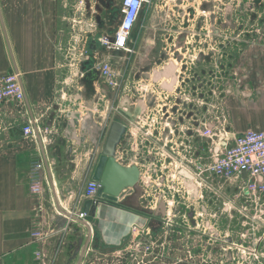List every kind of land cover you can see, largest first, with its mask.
<instances>
[{
    "label": "crops",
    "instance_id": "0c3cea01",
    "mask_svg": "<svg viewBox=\"0 0 264 264\" xmlns=\"http://www.w3.org/2000/svg\"><path fill=\"white\" fill-rule=\"evenodd\" d=\"M71 1L0 0V10L6 33L5 35L0 23V76L17 71L25 91V103L4 102L0 104V264H39L35 259L36 242L32 238L34 229L39 224L36 201L30 187V174L35 165L45 162V160L48 162L49 169L45 168V171L47 170L45 174H48V179L53 181L56 195L62 204H64L65 197L68 198V204L71 199L78 198L84 187L80 188L76 180L78 182L87 179L93 171V167L89 168V165L84 162L76 165L78 170L69 173V164L67 165L65 160L71 149L74 151L78 148L73 133L70 135L72 131L68 124L70 122H67L65 118L68 113L67 110L65 111L64 96L66 95L60 91L62 87L58 86L61 78L58 76L56 51L62 43L61 33L72 24L70 22L73 18L70 14ZM81 1L84 3L82 14L81 16L80 13L77 14L76 19L85 24L88 23L86 27H94L96 32L98 29L101 30L102 35H98V39L104 36H113L109 34L111 29L110 12L112 13L115 9L117 0L115 2L114 0L113 2L110 0ZM119 2L121 6V0ZM77 7L78 5L76 9ZM150 21L149 5H145L139 22L134 28L136 37L143 40ZM108 57L110 58V56ZM258 77L260 76L258 75ZM167 82L169 81L163 79L160 83ZM78 97L77 107L81 116L84 117L85 111H88L94 118L90 119L92 118L90 117L80 121L84 122L80 128L76 124L78 127L75 128V135L78 139H85L84 143L92 148L89 143V141L91 142V132L95 128L101 127L102 118H105L108 113L106 110L109 108L107 107L98 118L99 103L94 102L88 105L84 102L85 95ZM126 97L128 96L121 91L119 95H116L117 103L111 109L112 114L117 116L124 125L131 118L132 120L137 119L145 114L149 107L144 98H132L129 102L130 99ZM232 102L228 106L229 112L233 116L229 125L239 127V129H235V132L229 131L231 135H234V138L245 133L249 128L264 130V110L260 112L259 109L257 114L252 116L250 108H243L240 105L236 107L237 102L234 99ZM33 121L40 129L48 128L50 124L51 128L56 129L52 135L46 138L47 142L43 143L44 152L41 151L37 141L27 139L22 135L23 127ZM212 127L213 125H211ZM223 129H225L224 126ZM218 130L219 127H216L215 131ZM172 142L175 151L172 154L173 159L169 161L174 164L180 159L188 161L186 154L183 155L179 149L176 150L175 137ZM124 147L120 146L116 150L118 157H124ZM156 148L158 149L159 146L157 145ZM198 150L200 157L206 159V151H202L201 148ZM100 151L99 148L95 158L98 157ZM62 173L67 179L62 176ZM205 177L208 178L207 176L200 178L202 183H206ZM243 178L246 176L243 175ZM239 186L238 183L226 185L219 180L214 182L213 193L217 194V198L213 203L223 207L221 208L222 213L226 220L229 219L227 220L228 230L234 229L238 225L240 232H228L227 230L226 241L213 237V245H215L213 246V256L224 258L225 264H264V196L260 201L249 204V201L241 196ZM125 190L127 191L122 194ZM123 191L119 195V204L108 206L93 223V237L97 233L95 231H98L97 237L100 241L97 242L92 237L88 253L82 264H102L98 261V256L113 250V246L120 245L121 237L131 229L134 223L141 222L144 215L153 216L152 213L143 210L142 206L147 201L143 199H139V207L123 209L125 207L122 205L128 202L135 190L125 188ZM50 198L49 195L47 200ZM75 203L74 201L71 205L76 206L77 210H82L83 205H74ZM228 205L233 207L232 210H229ZM235 218L236 222L233 221ZM49 227L54 233L47 247L48 260L53 264H77L75 257L80 254L86 240L85 227L80 223L67 222L62 218L51 223L47 229ZM241 234H245L247 237L243 239ZM237 244L246 247L255 245L256 251L252 254L249 253L240 261L236 260L238 254L235 247ZM226 247L230 248L231 252L224 253L223 249Z\"/></svg>",
    "mask_w": 264,
    "mask_h": 264
},
{
    "label": "rangeland",
    "instance_id": "374dc122",
    "mask_svg": "<svg viewBox=\"0 0 264 264\" xmlns=\"http://www.w3.org/2000/svg\"><path fill=\"white\" fill-rule=\"evenodd\" d=\"M79 2L82 1H71L70 14H72V19L78 16L76 14L73 15V12L76 11V6ZM110 2H113V0H110ZM119 3V0H117L114 7L115 9L112 13L110 12L111 16L109 15L111 18V29L109 30V34L112 35H114L121 18ZM201 3L203 6L200 14L202 20L201 43L193 44L192 35L189 36V41H191V43L186 45V49L182 51L183 56H181L180 59H177L179 53L174 51V47L168 57H166L163 50L162 41L167 31V22L170 20V17L173 19V16H170L168 11L170 7L169 0H150L149 9L151 12V21L141 41V51L137 61L135 62L134 60L133 62L132 60L131 63L129 62L130 53L112 52L105 49L102 63L109 62L112 68L118 71L116 65L119 63L118 60L122 58V62H128V70L144 71L143 69H146L145 71L148 73L154 71L153 73L157 72L160 74L165 72L167 63L171 61L173 65H177L175 69L179 68L177 77H179L180 82L177 93H185L187 96L186 100H188L185 103H181L184 107L180 106V109H185L186 114L188 111L191 113L193 110L199 115V110L194 106L192 100L198 96H201L205 103H209L213 100V120L216 118L222 124H218V122L215 121L213 126L219 127V130L223 129L224 126V131L226 130L227 134H229V131L231 132L233 130L235 132L236 128L239 129V127H231L229 125L233 120V116L230 114L228 106L233 103V99L238 103H236V107L240 105L243 106V108H250L252 116H255L259 109L260 112L264 110V0H201ZM84 24L85 23L81 21L80 25L77 24L75 27L71 25L68 26L69 28L63 30L61 33L62 43L57 47L56 51L58 76L61 78L58 86L62 87L60 91L66 95L64 96L65 111H72V109H74V106L78 104L75 101V97L81 94V92L78 91L79 88L76 86L77 79L75 77L79 72L80 59L83 58H81V55H86L88 53L87 50L92 39L100 34L102 35L101 30L98 29L96 32L94 27L90 26L88 28L86 27L88 23ZM135 31L136 30L132 33L131 40ZM131 40L129 48H131L132 45ZM194 46L196 52L193 50ZM197 55L200 59V63L197 64V66H193V62H197L195 60ZM108 56H110V58ZM184 57H186V60H183ZM237 58L242 60L241 66L236 62L235 59ZM159 59H162V62H158ZM228 65H231L230 69ZM244 71H246L245 74ZM194 72H196V74ZM258 75L261 78L258 77ZM227 77L228 79H232V87H229L231 84L227 85V82H230V80H227ZM139 78L140 75L138 76V79ZM143 80L146 79L144 78ZM165 81L167 80L165 79ZM135 84L133 85L132 81L126 92L130 96L133 95L132 98L137 99L141 96V92H137L135 88L138 87L141 82L139 83L138 80ZM189 85L192 89L194 85H196V91L190 92L187 87ZM212 85L213 94L210 92ZM158 88L159 85L156 84L155 91L158 92ZM123 90H125L124 87ZM127 99H130V97L128 96ZM146 101L148 106H150L149 100ZM161 101L164 105H170V103L173 102L170 96L166 97L165 95L159 102L161 103ZM205 107L201 109V114L206 113ZM100 115H102L101 112L97 117L99 118ZM191 115H195L194 112H192ZM189 119H191L190 116ZM189 119L187 117V120ZM134 141H137L139 145L142 144V146L138 147L141 153L138 152L137 154L140 158H143V160L146 159L145 149L143 148L146 143H144V141L140 142V135L138 137H133V142ZM201 149L202 151H208L207 146L201 147ZM71 152L72 149L65 159L66 164H69V173L76 171L77 164L86 162L85 158H83L80 153L77 152L74 156H71ZM185 154L188 158V153L186 152ZM197 156H200V154H197ZM206 158H208V155ZM188 160L190 159L188 158ZM153 162H155L154 159ZM167 162L165 165L161 158V163L167 168V170H163V177L164 174H167V171L171 176V172L175 170L174 166H176V164L169 165L170 161ZM157 164L156 162V165ZM120 166L123 167L122 165ZM81 168L80 166V170ZM44 174L45 172L40 173V175L43 176L42 181L44 185H46L47 181ZM205 181L206 183H203V186L200 187L199 185L198 187L194 185L195 188L192 190L183 186L187 189L186 191L190 192L189 194L184 191L180 193L183 189L179 181H170L172 195H165L164 200L163 192L165 188L155 186L149 189L151 197L148 198L145 205L142 206L143 210L150 214L152 213L154 216L152 218L150 217L151 219L148 222L145 220V217L139 222L143 227L147 225L151 229L150 236L144 235L145 238L157 242L158 244H155V246H159L161 243L170 245L175 251L173 253L178 254L175 255L173 262H179L181 260V264H220L213 260V246H215L213 245V235L217 233L220 237L219 239L223 241L222 239L226 238V231L229 226L227 220L229 219H225L221 210L223 207H221L220 204L215 205V203H213L214 199L217 198V194L213 193V181L215 182L216 179H213V177L206 179L205 177ZM76 183L82 188L87 184V181L84 182L83 180H79L77 182L76 180ZM152 201L153 203L151 206L154 208L153 210H151L149 206ZM63 202V207L68 208V198L65 197ZM155 206H157L156 210ZM233 221L236 222L237 219L235 218ZM235 227L234 229L228 230V232L236 231L239 233L240 226L237 225ZM96 232L98 233V231ZM97 233H95L93 239L98 242L100 240L99 237H97ZM179 235L184 237V241H182L183 244L182 242L181 244L178 242ZM147 240L139 238L136 242L138 244L140 242L141 247H145L149 244ZM130 241L131 232L129 230L121 237V242H119L120 245L113 246V250L102 253L97 257V259H99L98 261L102 264H117L119 261L124 262L121 264L130 263L127 254ZM137 253L142 252L137 251ZM166 259L167 260H164L161 264L172 263V260L169 258ZM94 260L96 261V259ZM36 261L40 264L39 260L36 259Z\"/></svg>",
    "mask_w": 264,
    "mask_h": 264
},
{
    "label": "built area",
    "instance_id": "2783aa9c",
    "mask_svg": "<svg viewBox=\"0 0 264 264\" xmlns=\"http://www.w3.org/2000/svg\"><path fill=\"white\" fill-rule=\"evenodd\" d=\"M149 4L150 0H122L120 6L121 18L119 27L117 28L113 36L100 37L97 44H99L101 48L103 47V49H106L108 51L127 52L131 54L132 50L131 48H129V44L132 33L135 26L139 22V18L144 6ZM83 6L84 3L79 2L74 14L77 15L80 13L81 16ZM70 22L74 27L77 24H81V20L79 21L76 18L70 20ZM82 57L84 58L85 55L82 54L81 58ZM82 59H80V61ZM101 72L104 80L109 86L120 89L121 74L118 71H115L109 62H104L101 64ZM78 76L79 72L75 75V77ZM177 78L179 80V77ZM140 85L135 89L137 92H141L142 97L140 96V98H144L145 101L149 100L150 106L148 107L145 114L137 117V119L135 120V124L130 128V133L132 137H138L140 135V142L144 141V143H146V145L143 147L146 150H144L146 159L143 160V158H140L137 154L138 152L141 153V150L138 147L142 146V144L139 145L137 143L138 140L133 142V156L130 158V161H126L125 157H118L119 155H116L115 157L116 162L123 167H137V169L139 170V186L143 192L140 199L147 200L148 198H150L151 195L149 194V189L156 186L165 188V191L163 192L164 200L165 195H172V187H170V181L173 180L176 182L179 181L182 185L181 188L183 190H181L180 193L184 191L189 194L190 192L186 191L187 189L183 187L186 184L185 180L179 176V171L181 170V168L185 167L184 169L192 172L194 176V181L192 183L198 187L199 185L200 187L203 186L200 178L204 176H207L208 178L213 177V179L222 181L226 185L238 183L240 185L239 190L241 196L246 198L249 201V204L261 200V197L264 196V130L259 131L249 129L245 133L236 136L235 138L233 137V139H229L226 130L224 131V129H220L218 131H215L211 129V125H213L215 121L218 122V124L221 123L216 118H214L213 120V100L209 103H205L201 96L198 95V97H195L194 100H192V103L194 102V106L197 108V110H199V117L201 118L200 121L196 125H194L190 122V120H187L189 111L186 114L185 109H180V106H183V104L181 105V103H185L188 100H186L187 96L185 93H177L178 87L174 88L173 91L170 92L162 88V83H158L157 85H159V88L157 92L155 91L156 84L152 82H149L147 85ZM124 89L125 90L122 89L124 94L129 97L133 96L127 94L126 91L128 90V88ZM211 93L213 94V92ZM164 95L166 97L170 96L172 98L173 102L170 103V105H164L162 101L161 103L159 102L162 97H164ZM4 102H14L17 104L25 103V91L21 84V77L18 72H12L8 75L0 76V104ZM204 107L206 109V113L201 114L200 111ZM193 112L196 113V111ZM179 115L181 117L184 116L183 119L185 121V125L183 127H180V132L184 133L183 139L185 143H187L185 149L187 150L192 146L191 141L195 134L196 141H198L197 144L200 145V148L207 146L208 151H206V156L208 155V158L203 159L200 157V161L197 163L189 160L188 163L187 160L180 159L177 163H175V170L171 172V176L167 171V174H164L163 177V170H167V168H165L161 163V158L164 161L165 165L167 161L173 159L172 154H174L175 150L172 147V139L175 136L176 129L173 128L172 123L173 120L179 117ZM196 115L198 114L196 113ZM34 126H36L35 122H29L25 127H23V137L27 139H34L35 141H37V134ZM55 130L56 129L54 127L40 129L37 126L38 135L42 138L43 143L47 142L46 138L52 135ZM190 132L193 133V136L191 137L188 136V133ZM223 132L227 134L225 140L228 145L225 148L221 149L218 156V161L214 163L213 158L214 146H216V137H218V135ZM231 141L233 142L230 143ZM157 145L159 146L158 149L156 148ZM177 149L178 148L176 147V150ZM73 152H75L76 154L77 149H74ZM153 159L155 160V162H153ZM156 162L158 163L157 165ZM170 164L173 165L174 162L171 161ZM41 172L46 173L43 162L36 164L31 173L30 187L32 195L34 196L36 201L37 220L39 222V224L37 225L38 227L34 229L32 238L35 240L37 245L35 258L39 260L40 264H53L48 260L47 256V247L49 246L50 240L53 237L54 233V231L50 229L51 227L47 229V226H50V224L52 223L50 220L53 217H57L65 219L67 222L78 223L77 221L73 220V217H77L79 220L85 221L88 214L81 211V209L77 210L76 206H72L71 203H74L75 201L76 203L74 205L79 204L82 206L85 201L98 200L100 185L92 179H88L83 191L79 194L76 200H71L70 204H68V208L63 207V204L59 200L60 207L70 215L67 216L65 214H62L58 210L53 197L51 186L48 181V177L46 174H44L46 175L44 177H46L47 181L46 185H44L42 181L43 176L40 175ZM243 175H245L246 178H243ZM126 191L127 190L123 191L122 194H124ZM48 195H50L51 197L50 200H47ZM152 203L153 201L149 204L151 210L154 209L151 206ZM155 207L156 210L157 206ZM228 208L229 210H232L233 207L228 205ZM144 217H142V219ZM150 217L152 218L153 216L147 215L145 217V220H147L148 222L151 219ZM130 232L131 241L130 246L127 248V254L130 261V263L128 264H161L164 260H167L166 258L172 260L171 264L182 263L181 260L179 262H173L175 255L178 254L173 253L175 251L170 245L161 243L159 246H155V244H158L157 242L147 240L145 238L144 235L150 236L151 233V229L147 225L143 227V225L139 224V222L134 223L131 226ZM241 237L245 239L247 235L241 234ZM139 238H144L149 242V244H147L145 247H141L140 242L139 244L136 242ZM182 241H184V237H181L179 235V244H181ZM235 249L237 251V259L239 261L246 257L249 253L252 254L256 251L255 245L252 247H246L242 244H237ZM137 251H141L142 253H137ZM227 251L231 252V249L228 247L223 249L224 253H226ZM213 260L216 263L218 262L220 264H224V258H217V256H213ZM121 263L124 262L119 261V263L117 264Z\"/></svg>",
    "mask_w": 264,
    "mask_h": 264
},
{
    "label": "flooded vegetation",
    "instance_id": "af4514ba",
    "mask_svg": "<svg viewBox=\"0 0 264 264\" xmlns=\"http://www.w3.org/2000/svg\"><path fill=\"white\" fill-rule=\"evenodd\" d=\"M169 4L171 8L169 7L168 11L170 13V16H173V19H171L170 17L169 18L170 20L167 22V27H166L167 31H166V34L164 35V40L162 41L163 50L166 54V57H168L171 53L172 48L174 47L175 49L174 51L179 53L177 59H180V57L183 56L182 51L186 49V45L188 43H191V41H189V36L192 35L193 44L201 43L202 20H201L200 14L203 9V6L201 3V0H169ZM141 41L142 39L140 37L139 38L136 37V34L134 33L133 38L131 40L132 53L129 56L130 63L132 62V60L133 62L134 60L135 62L137 61L140 55V51H141ZM97 43H98L97 37L92 39V42L88 48V50L90 51L87 50L88 53L80 61L79 76L76 77L77 79L76 86L79 88L78 91L81 92L80 96L85 95L84 102H86L88 105L94 102L99 103V110L101 114L105 111L107 107L109 108L108 110H106L108 113L105 116V118L104 117H103L104 119L102 118L101 130L99 127H98L99 131L96 128L93 130L92 135L96 136L99 134L97 149L95 150L96 152L94 153V155L90 158V161L86 162L89 165V168L93 167V169L96 166L100 158L101 151L107 141V135H108L110 124L113 121L115 120L117 121L119 119L117 118V116H114V114H112V111H111L114 104L117 103L116 95H119L121 93L123 87L128 88L129 85L132 83V81H133V85L138 80H139V83L141 82V84L147 85L149 82L158 84L163 79L164 80L166 79L167 81L170 79V77L163 76L164 72L160 73L161 75L158 76L159 73L157 72L153 73L154 71H152L151 73H148L147 71H145L146 69H143L144 71H134L133 69L128 70L127 69L128 62H122L123 59L120 58L118 60L119 63H117L116 68L118 69V72L121 74V80H120L121 87L120 89L113 88L106 83V81L104 80L102 76L101 64L103 62V57H104L103 54L105 52V49L101 48L99 45H97ZM193 50L196 52L195 46ZM183 60H186V57H184ZM195 60L197 62H193L192 64L193 66H197V64L200 63V59L198 55ZM235 60L238 63V65L241 66L242 60L239 58ZM124 61H127V60H124ZM158 62H162V59H159ZM170 64H172V66L174 67L172 69V74H171V76L174 77V82H173V89H174L179 86V82H180L177 78V73L179 72V68L175 69V66L177 65L175 64L173 65L171 61L167 63L166 68H168ZM228 67L230 69L231 65H228ZM245 72L246 71H244V74ZM194 73L196 74V72ZM139 75H140V78L138 79ZM144 78L146 80H143ZM156 79L159 81L158 83H155ZM227 80H230V82H227V85L231 84L229 85V87L230 86L232 87V82H231L232 79H228L227 77ZM183 82L186 83L185 81ZM195 86L196 85H194L193 89L190 85L187 87L189 88L190 92H195L196 91ZM210 92H213V85H212V88L210 89ZM78 96L79 95H76L75 97V101L77 103H79ZM131 99L132 97H130L129 102L131 101ZM85 112H86L85 116L82 117L80 112H78V107L76 105L74 106V109H72V111H68L67 115H65L66 121L71 123L72 121H74V119L72 118H78V120L75 119L76 120L75 125L77 124L80 128L83 125V123H81L80 121L82 120L84 121L86 119H89L90 117H92L90 119L94 118V116L90 114V112L89 113L88 111H85ZM191 113L190 111L188 112V119L190 116L191 118L189 119L190 122L196 125L200 121L201 118L199 117V115H196V113H194L195 115H191ZM183 118L184 116L181 117L179 115V117L173 120V123H172L173 128L176 129V133L174 136L176 139L175 147H177L180 153H182L183 155L187 152L188 158L191 161H194L196 163L200 161V156H197V154H200V153L198 150L199 149L198 144L196 142V136L194 134V137L191 141L192 146L186 150L185 146L187 145V143H185L183 139L184 133L180 132V127H183L185 125V121ZM135 120L136 118H134L133 120L131 118V120L126 121L127 132L122 137L121 141L119 142L116 148L117 150L120 146H125L123 153H124V157L126 161H130V158L133 156L132 149H133L134 143L132 139L133 137L130 133V128L135 124ZM77 125L75 126L76 128L78 127ZM190 133H191V136H193V133L192 132ZM71 134L72 132L70 133V135ZM85 148H88L86 144H85ZM99 148L101 150L100 154L98 155L97 158H95L96 153ZM116 154L117 153L115 152V157H116ZM74 155H75V152H72L71 156H74ZM88 178L90 179L91 176L89 175V177H87V179L83 181L86 182Z\"/></svg>",
    "mask_w": 264,
    "mask_h": 264
},
{
    "label": "water",
    "instance_id": "95a60500",
    "mask_svg": "<svg viewBox=\"0 0 264 264\" xmlns=\"http://www.w3.org/2000/svg\"><path fill=\"white\" fill-rule=\"evenodd\" d=\"M0 23L3 29V32L5 33V26L3 23V18L0 10ZM6 35V33H5ZM11 52V49H10ZM11 57L13 59V55L11 52ZM14 62V59H13ZM174 67L170 65L167 69H165V72L163 73L164 77H170L169 83H162V88L166 91H173V82L174 77L171 76L172 69ZM17 72V71H16ZM159 74L158 76H160ZM159 81L156 79L155 83H158ZM22 84V81H21ZM23 86V84H22ZM74 121H72L69 125L71 127V132L73 133V137L76 140V146H77V152L81 154L86 162L90 161V158L94 155L97 149V143H98V137L99 134L94 136L92 135L93 132H91V146L85 148V139L82 138L78 139L75 130V121L78 120V118H72ZM76 119V120H75ZM34 120V119H33ZM34 122V121H33ZM84 124V122H83ZM35 127V131L37 134V143L41 149L42 152H44V145L42 138L38 135L37 126ZM48 128H51V124ZM101 130V127H99ZM210 128V127H209ZM216 127H212V130H215ZM99 131V129L97 128ZM70 132V131H69ZM127 127L126 125L122 124L120 121H113L109 126V131L107 135V141L101 151L100 158L96 164V166L93 169V172L91 174V179L100 185V190L98 193V200L96 201H85L83 203V208L81 211L88 214L85 221L79 220L77 217H73V220L80 223L83 227H85V230L87 232L86 240L84 243L83 248L81 249L80 254L77 258V264H82L85 258V255L89 249V245L92 241L93 237V229L92 225L96 221L98 215H102L105 212V209H107L108 206L112 207L111 205L117 206L119 204V195L125 188H133L135 190V193L132 195V197L129 198L128 202L125 203L122 207H125L123 209L127 208H137L139 207V199L142 197V190L139 186V170L136 167L131 168H124L121 167L119 164H117L115 160V152L116 148L121 141L122 137L126 134ZM188 136L191 137V133H188ZM233 134H228V138L232 139ZM227 134L225 132L220 133L218 137H216V146H214V158L213 161L216 163L218 161V156L222 148H225L228 143L226 142ZM197 142V141H196ZM206 147V146H205ZM73 152V151H72ZM71 152V153H72ZM44 166L45 168L49 169L48 162L45 160ZM185 168V167H184ZM181 168L179 171V176L182 177L185 180V186L189 190H192L195 188L194 184L192 183L194 181V176L191 171ZM47 171V170H46ZM48 175V174H47ZM49 177V176H48ZM49 184L52 189L53 197L56 203V206L58 210L67 216H70L68 213H66L61 207L59 203V199L56 195V191L54 188V183L52 180L48 179ZM80 211V212H81ZM79 214V213H78ZM60 218L53 217L50 221L52 223H55ZM63 229V227H62ZM213 237L219 239L217 233L213 235ZM220 240V239H219ZM223 241H226V238L222 239ZM77 256V255H76Z\"/></svg>",
    "mask_w": 264,
    "mask_h": 264
},
{
    "label": "bare ground",
    "instance_id": "6f19581e",
    "mask_svg": "<svg viewBox=\"0 0 264 264\" xmlns=\"http://www.w3.org/2000/svg\"><path fill=\"white\" fill-rule=\"evenodd\" d=\"M123 206V205H122ZM96 229V228H95ZM94 231V230H93ZM96 232V231H95ZM95 235V234H94Z\"/></svg>",
    "mask_w": 264,
    "mask_h": 264
}]
</instances>
